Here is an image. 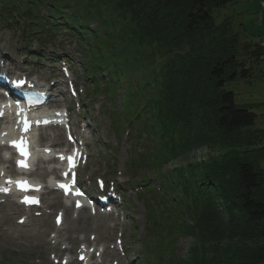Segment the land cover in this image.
Here are the masks:
<instances>
[{"label":"trees","instance_id":"1","mask_svg":"<svg viewBox=\"0 0 264 264\" xmlns=\"http://www.w3.org/2000/svg\"><path fill=\"white\" fill-rule=\"evenodd\" d=\"M233 1L0 0V15L10 23L16 12L24 14L28 39L43 43L58 31L70 34L92 63L91 75L108 70V93L123 97L117 103L119 119L132 136L148 138L138 163L149 162L152 177L161 183L159 193L174 205L161 214L170 245L180 237L191 241L186 255L171 256L167 264H264V147L256 148L261 138L254 134L242 142V134L256 132L249 128L257 114L238 106L234 93L225 90L229 82L251 78L264 45L248 44L239 55L237 43L229 51L226 43L232 56L215 49L213 59L194 36L213 21L214 11ZM83 47L95 48L94 53ZM203 82L210 91L203 92ZM214 131L221 140H212L217 156L188 162L190 152L205 143L201 138ZM221 133L238 135L239 142L229 143ZM176 158L184 165L164 172L165 161ZM159 193L151 185L145 195L153 198L147 202L160 206ZM148 207L152 218L155 211ZM158 254L165 264L166 257Z\"/></svg>","mask_w":264,"mask_h":264},{"label":"rangeland","instance_id":"2","mask_svg":"<svg viewBox=\"0 0 264 264\" xmlns=\"http://www.w3.org/2000/svg\"><path fill=\"white\" fill-rule=\"evenodd\" d=\"M17 29L19 31L27 30L23 23ZM199 32L194 36L206 49L204 53L209 52L213 59L217 57L215 49L218 50V55L225 57L231 55V52L228 53L227 51L231 50L230 46L234 47L233 45H236V43L240 51L239 55H243L241 51L248 44H250L249 46H253V48H259L257 45H264V9L261 7L260 0H234L227 7L214 11L213 21L205 26L202 32ZM226 43H228V47H226L227 51L224 50V47L227 46ZM0 49H4L5 53H9L15 64L24 70L35 71L39 74L44 72L50 73V71L44 68L43 65L37 64V60L27 59L25 55L27 50L31 53L39 54L43 49L48 55L55 54L57 56L64 55L62 53H65L73 59L72 65L77 75L76 82L80 87L77 90L79 94L78 101L81 103V98L84 101L82 102L84 105H81L80 113L78 114L76 110L73 112L74 121L80 125L84 122L86 126L84 136L87 137L90 144L92 155L90 164L84 173V180L92 175L93 182H95L96 178H102L106 183L117 184L118 189L124 192V210H122V216L118 222L121 225H125L124 243L128 254V262L123 264H147L144 256L146 254L144 247L145 239H148L149 234L151 236H163L162 233L166 232V226L162 222L161 214H163L166 205L169 207L174 205L170 203L172 200L169 197H167V201L165 202L166 197L164 194H161L162 198L160 201H162V204L160 206L156 205L158 202L152 205L151 201L150 203L146 202V200L142 201L143 194L140 193L138 195V190H141L139 186L135 185L138 179L133 182L130 179L131 175L128 171L131 160H134L136 157V149L134 144L129 140V128L122 125L121 127L117 124L114 125L115 121L113 119L117 120L113 105L115 100L111 102L110 98L104 93L106 86L101 85L98 92H96L97 88L93 90L92 86L89 87L90 81L82 75V57L77 45L72 39L64 35L59 34L55 41L46 43L44 47H40L33 41L25 43L22 35H19L17 31H13L8 25L0 22ZM260 52L263 54V57L256 60L253 59L254 67L251 78L247 80L238 79L235 82H229L225 86L226 91L234 93L238 106L249 107L257 114L255 125L249 128L256 132H253L251 135L247 133H245L246 135L242 134V142L245 140L250 142L253 134L255 136L258 135L261 138L257 139L258 147L256 148L258 150L264 147V48ZM28 60H30V63L26 62ZM203 83V88L205 87L203 92L205 90L210 91V87L206 83ZM60 91L63 93L62 97L59 98V103L61 102L60 107L69 106L67 90H65L64 85L60 86ZM120 91L122 94L125 89H121ZM120 98L122 99L123 97ZM72 102L75 104L74 101ZM204 122H206L205 119ZM203 125L205 123L202 122L201 126ZM205 129L203 127V130ZM81 131L78 129L77 132L82 133ZM206 131H204L205 134ZM217 136L218 131H214V135H207L206 139L201 138L202 141H205L202 147H196L190 152L194 156L192 163H206L210 156H217L214 155V151L215 153L219 152V147L212 141ZM225 137V140L229 141V143L239 142L237 141L238 135L236 139H233L231 136L228 137L226 133H221V138ZM62 138L65 141L63 136ZM215 140L221 141L220 138H216ZM143 145L145 146V144ZM138 158L137 156V164ZM261 160L263 161V159ZM232 163L228 162L227 164L230 167ZM261 163L264 171V161ZM170 166L171 164L165 161L163 169H169ZM134 172L138 173L139 169ZM145 173H147V176H151V173L147 171ZM50 197H55V195H50ZM155 198L159 201L158 196ZM147 203L155 211V215L152 218L149 216L150 208L147 206ZM53 217V215L49 217L52 226L54 224ZM17 219H19V215H15L12 221L6 219L0 213V264H52L50 261L51 252L47 250L44 243H39L38 238H36L34 243L28 241L27 238H19L18 234L20 232L27 233L32 226L30 228H22L18 225ZM30 224L32 225V222ZM100 234L101 243H110L111 246V249L105 255L106 264H111L116 259L121 260L123 253L117 252L115 255L112 254V248L116 239L120 237V232L103 230ZM98 235V233L95 234V236ZM151 242L156 245L159 241L153 238ZM227 243L228 241L221 242L222 246ZM190 246L191 241L189 239L180 237L174 246L175 251L173 256L182 257L186 255ZM78 247L79 242L69 246V248H73V254H75ZM159 248L156 246L154 252ZM164 251L168 254L167 250ZM152 264L158 263L154 261Z\"/></svg>","mask_w":264,"mask_h":264},{"label":"bare ground","instance_id":"3","mask_svg":"<svg viewBox=\"0 0 264 264\" xmlns=\"http://www.w3.org/2000/svg\"><path fill=\"white\" fill-rule=\"evenodd\" d=\"M3 58H5V55L3 56L0 55V62H1V59ZM5 68L8 71H10V67L8 65H5ZM6 133H7V136L13 137L15 135V130L6 132ZM56 146H57L56 144L52 146L45 145V146H42V149L43 150H46L47 148L54 149V147ZM191 157L194 158L192 154H191ZM0 162H1V154H0ZM9 169L13 170V166L11 165ZM47 175H48L47 173H43L39 175V177L40 178H45V177L50 178V176H47ZM51 194H54V193L49 192L47 195H51ZM47 202H48L46 204L47 206L43 208L44 210L53 209L55 206H60L61 198L59 196H56L54 200H51V201L47 200ZM20 212H21V207L18 205L16 201H9L8 204L0 205V213H2V216L5 217L6 219L11 220L13 219L15 215L19 214ZM81 212L82 213L80 214V217L77 220H73L71 216L72 210L69 207L65 208V213H64L65 222L63 225V229H65L64 232H61L60 229H57L55 227L54 229H52V225L47 215H45L43 219L41 220L33 219L34 217L32 216L30 218L36 222V227L32 231H28L27 233H24V235L20 236L19 238L20 239L27 238V240L30 241L31 243L32 242L34 243V241H36V238H38L39 243L42 242V243L48 244L49 245L48 249L52 250L53 252H58L59 248L62 245L67 244L66 242L74 243L78 239L76 235H79V234L86 235L89 232H100L101 229L107 228L106 219L108 218L106 216L99 214L94 218L86 209H84ZM51 229L52 231L55 230V233H57L58 244L56 246L52 245L53 242L47 241L48 232Z\"/></svg>","mask_w":264,"mask_h":264},{"label":"snow or ice","instance_id":"4","mask_svg":"<svg viewBox=\"0 0 264 264\" xmlns=\"http://www.w3.org/2000/svg\"><path fill=\"white\" fill-rule=\"evenodd\" d=\"M20 84H22L23 82H19ZM19 86V85H18ZM17 147H19V145H16ZM21 151H22V154H23V149H21ZM69 161H70V163H72V158L71 157H69ZM73 166H74V164H73ZM23 187V186H22ZM62 187H65V190L67 191L68 189H67V186H62ZM25 190H27L26 188H25ZM32 202H35V201H32Z\"/></svg>","mask_w":264,"mask_h":264},{"label":"built area","instance_id":"5","mask_svg":"<svg viewBox=\"0 0 264 264\" xmlns=\"http://www.w3.org/2000/svg\"><path fill=\"white\" fill-rule=\"evenodd\" d=\"M261 2V7L264 9V0H260Z\"/></svg>","mask_w":264,"mask_h":264}]
</instances>
